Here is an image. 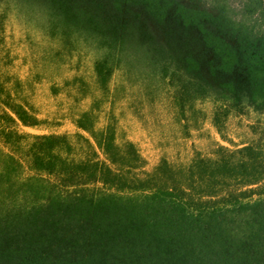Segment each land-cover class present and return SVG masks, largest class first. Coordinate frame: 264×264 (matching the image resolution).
<instances>
[{
    "label": "trees",
    "instance_id": "trees-1",
    "mask_svg": "<svg viewBox=\"0 0 264 264\" xmlns=\"http://www.w3.org/2000/svg\"><path fill=\"white\" fill-rule=\"evenodd\" d=\"M202 1L0 0V264H264V150L256 142L218 145L188 165L162 157L149 170L118 133L123 100L144 124L169 117L189 137L206 115L208 91L193 78L205 71L227 102L210 114L223 138L234 111L264 112V0ZM135 13L161 28L164 44L136 39ZM13 14L35 20L24 79L8 39ZM165 58L173 69H160ZM236 73L244 84L230 79ZM45 82L73 100V122L95 143L79 132L20 133L18 120L39 124L34 85ZM87 99L90 108L76 112Z\"/></svg>",
    "mask_w": 264,
    "mask_h": 264
},
{
    "label": "rangeland",
    "instance_id": "rangeland-1",
    "mask_svg": "<svg viewBox=\"0 0 264 264\" xmlns=\"http://www.w3.org/2000/svg\"><path fill=\"white\" fill-rule=\"evenodd\" d=\"M193 1L197 6H203L205 4L202 0ZM25 18L24 15L18 17L13 14L8 23V39L14 41V54L20 55L21 58L15 63V70L22 79L25 78L28 69V65L21 61L25 55V48L28 45L24 39L27 31L33 29L35 25V20L30 24L31 22L29 21L27 23ZM128 20L131 28L135 31L137 40L142 39L146 43L157 46L164 44V34L161 28L146 20L144 16H138L137 13L129 14ZM91 57L89 56V58ZM159 65L160 69L165 67L168 70L173 69L172 62L168 58L163 59ZM74 73L75 71H70V74ZM121 74L122 71L118 70L114 78V85L120 83L122 79ZM193 78L197 82L202 83L208 93L207 98H205L201 105L206 115L205 117L201 115L197 116L198 124L196 125L194 122L191 124L189 137L185 136L183 131L181 133L179 130L177 131V127L175 128L176 130L171 129V122L168 120L169 117H166L167 124L159 125L158 122H154V118L151 119V117H148V124L145 123V125L142 119L132 114L130 110L124 109L125 102L123 100L118 102V105L116 104L114 113L118 120V133L126 136L138 146L147 161L149 170L158 165L162 157H166L169 162H173L176 165H188L195 153H211L217 149L218 145L235 150L243 148L252 142H256L264 150V112H257L252 107L245 109V112L240 115L234 111L226 121L225 138H223L213 125L210 114L214 108L222 104H227V102L223 99L217 86L210 80L206 71L193 76ZM230 79L236 84H244L246 80L241 73H236ZM34 86V106L38 110L36 115L39 118V124L35 126L24 125L13 114L18 120L17 128L20 133L41 136L74 134L79 132L95 143L89 133L81 131L73 122L69 111L71 109L70 104H72L71 102L73 100L66 98V95L63 93L54 95L52 90L49 89L48 82L35 84ZM90 106L91 101L87 99L84 103L77 104L76 112L89 109ZM106 107L102 106L104 109ZM93 109H95L94 106ZM95 112L99 113L96 110ZM104 113L100 112L99 114L100 120L97 123L98 127H103L107 123ZM161 134L163 135L161 136Z\"/></svg>",
    "mask_w": 264,
    "mask_h": 264
}]
</instances>
